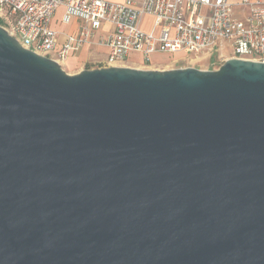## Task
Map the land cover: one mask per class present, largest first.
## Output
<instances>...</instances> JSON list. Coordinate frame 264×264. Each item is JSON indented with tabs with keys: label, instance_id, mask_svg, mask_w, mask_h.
<instances>
[{
	"label": "water",
	"instance_id": "1",
	"mask_svg": "<svg viewBox=\"0 0 264 264\" xmlns=\"http://www.w3.org/2000/svg\"><path fill=\"white\" fill-rule=\"evenodd\" d=\"M0 264H264V62L68 73L0 26Z\"/></svg>",
	"mask_w": 264,
	"mask_h": 264
},
{
	"label": "built area",
	"instance_id": "2",
	"mask_svg": "<svg viewBox=\"0 0 264 264\" xmlns=\"http://www.w3.org/2000/svg\"><path fill=\"white\" fill-rule=\"evenodd\" d=\"M59 6L62 23H80L55 51L50 20ZM144 15L153 19L148 31L141 27ZM0 26L62 66L69 51H79L98 30L97 42L107 48L104 66L123 65L132 51L146 59L153 52L224 57L226 48L224 60L264 62V0H0Z\"/></svg>",
	"mask_w": 264,
	"mask_h": 264
},
{
	"label": "crops",
	"instance_id": "3",
	"mask_svg": "<svg viewBox=\"0 0 264 264\" xmlns=\"http://www.w3.org/2000/svg\"><path fill=\"white\" fill-rule=\"evenodd\" d=\"M59 7H62V6H59ZM54 15L52 16L50 20V28L57 32V43L58 44L55 48V51H56L57 47L66 40L67 35H75L77 33L80 20L78 18H73L69 24H65L61 22V19L59 22L54 20ZM140 23H141V27L144 30L148 31L151 27V23H153V19L150 16L144 15L141 17ZM101 31L102 30L96 31L94 35L92 36V39L88 41L85 45H83L79 51L77 52L69 51L68 55L65 57L63 61V66H62L65 71H68L67 68L75 69L72 72H78L82 69L93 68L95 66L96 67L104 66L106 58H107V48L104 45H100L97 42L101 34ZM159 53H164L168 55L181 54L179 58L172 59L173 62H178L179 60L184 61V60H187L190 56H192V55L189 56L185 52H176V53L153 52L149 54L148 59H146L142 53L137 52V51H132L128 55L124 64L125 66L137 67V68L150 67L152 69H163L164 60H156L153 58L154 54H159ZM224 55L228 57L229 51H226ZM84 57H89L93 59L99 58V63L98 65H90V66H86V68H83V65L81 66L80 60H82Z\"/></svg>",
	"mask_w": 264,
	"mask_h": 264
},
{
	"label": "rangeland",
	"instance_id": "4",
	"mask_svg": "<svg viewBox=\"0 0 264 264\" xmlns=\"http://www.w3.org/2000/svg\"><path fill=\"white\" fill-rule=\"evenodd\" d=\"M63 12L62 7H59L57 11L55 12L54 15V20L60 21L61 19V13ZM226 51H229L227 48L225 49ZM181 54H174V55H168L164 53H159V54H154L153 58L156 60H164L163 61V69H158V70H167V69H173V68H180V67H195L198 69H203V70H213L216 69L220 66V64L223 63V59L226 57H221L218 52H203L201 54L197 55H192L190 56L187 60L184 61H178V62H173L172 59L179 58ZM81 61V66L83 65V68H86V66L90 65H98L99 63V58H89V57H84ZM125 66V64H124ZM103 67V66H101ZM93 68H97L96 66ZM142 69H152L150 67H141ZM68 73H75L72 72L75 69H69L67 68Z\"/></svg>",
	"mask_w": 264,
	"mask_h": 264
}]
</instances>
